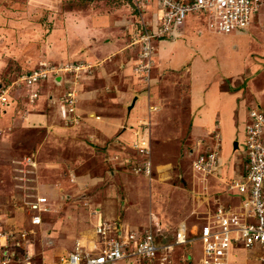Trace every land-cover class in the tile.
<instances>
[{"label": "rangeland", "instance_id": "374dc122", "mask_svg": "<svg viewBox=\"0 0 264 264\" xmlns=\"http://www.w3.org/2000/svg\"><path fill=\"white\" fill-rule=\"evenodd\" d=\"M155 3L156 0H0V233L13 229L28 232L25 243L31 253H26L32 255L28 258V262L32 264L39 262L62 264L66 256L75 250L80 239L71 235L70 227L54 229L50 223L55 220L53 218L47 220L52 212L63 209V205L56 202L59 201L58 195L55 194L51 198L47 193L49 187L60 183L67 188L66 191L71 188L72 193H77L78 180L86 177V182H90V178L94 181L96 174L101 171L100 154L103 153L102 145L105 139L102 140V145L99 144L97 134L100 130L96 128L98 123L92 124L91 127L95 130L90 131L87 129V122L82 124L80 121L84 119L78 111L82 93L91 92L87 99L84 98L80 102L81 112L92 110L99 116L108 115L123 119L128 115L127 92L135 90L140 94L159 84L170 89V84L180 83L179 80H175L177 77H174L172 72L159 70L156 66V56L162 43L173 41L178 36L174 39L159 36L160 22L154 27L155 23L151 21V17H144L149 29L156 32L154 33L156 38L152 42L155 53L151 69L147 71L144 68L145 60L139 58V51L132 44L127 48L128 51L125 50L127 43L123 47V51L128 52L127 55L115 48L107 56H103V51L101 52L102 41H98V37L100 39L106 37L110 28L117 31L119 38L128 35L131 43L129 34L138 30L142 21L139 9L145 4L155 6ZM100 14L115 16L116 21L113 27H104L106 33L98 34L95 29L88 26L91 23L88 21L96 19ZM81 17L84 19V26L90 30L85 28L84 32L79 31L83 25ZM257 18L258 16L255 21ZM122 24H127L128 27H123ZM43 65H46L44 70L48 69L51 72L50 80L41 88L40 97L43 98V103L39 102L40 99L30 102L25 87L17 83L12 84L23 75L29 74L31 70L42 68ZM55 75L60 77L59 81L53 80ZM180 85L183 89L186 88L183 83ZM59 88H62L61 94L58 93ZM71 89H75L78 95L76 112L71 118H77L78 122L66 126L59 120L55 109L60 98ZM166 92L162 90L161 94L167 96ZM6 103L12 104L8 111L4 105ZM36 117L41 120H34ZM125 124L121 126L120 132L125 130V127L130 129V126ZM185 126L188 129V123ZM186 136L187 138L191 136L189 131ZM118 137L110 139L108 147L110 144L117 145ZM225 139L227 140V135ZM197 140L192 144L195 150L200 149L196 154L208 153L206 149L212 143L216 147L218 142L215 133ZM198 142H202L203 147L199 146ZM239 142V147L245 149L243 138ZM233 146L229 156L233 159L236 169L239 163H242L243 157L238 151L233 150ZM188 150L178 164L181 169L180 178L183 180L182 174L187 171L184 166H188L189 160L191 163L196 157L193 156L192 160V154ZM188 156L189 160L186 159ZM25 157H31L33 164H29L30 161L25 160ZM223 164L226 165L224 162ZM89 187L87 190L89 194L98 188L94 183ZM202 192L203 189L199 193L200 196ZM43 194L49 197L52 204L51 211L44 218L45 224L26 227L31 219L24 203ZM87 204L85 202L84 206H88ZM92 218L94 219L92 227L95 230V214ZM1 236L0 234V238ZM166 237L167 241L174 242L167 234ZM82 244L86 246L89 243ZM1 246L3 243L0 242ZM183 248L177 245L172 251V257L176 256L175 260L179 261V264H198L201 258V243L198 242L191 249L193 258L189 256L186 259L187 248H184V251ZM258 255V250L236 247L231 253L230 261L231 264H264Z\"/></svg>", "mask_w": 264, "mask_h": 264}, {"label": "crops", "instance_id": "0c3cea01", "mask_svg": "<svg viewBox=\"0 0 264 264\" xmlns=\"http://www.w3.org/2000/svg\"><path fill=\"white\" fill-rule=\"evenodd\" d=\"M155 10V6H150L144 17L150 18ZM82 18L80 21L83 20V25L79 31L82 32L85 28L90 30L91 27L98 34L106 33L104 27H113L116 21L115 16L100 14L96 19L88 21L91 22L89 27H85ZM204 21L203 18L196 16L187 17L184 25L177 30L178 37L173 41L163 42L156 56L157 69L172 72V75L177 77L176 81L179 80L186 85L185 89L180 87V83L178 85L172 83L170 89L159 84L140 94L135 90L127 92L128 115L123 118L124 120L115 116L102 114L99 116L92 110L81 112L80 102L84 98L87 99L91 92L82 93L78 111L84 119L80 121L82 124L87 122V129L90 131L95 130L91 125L98 123L96 128L100 130L97 134L99 144L102 145L101 142L105 139L102 145L103 153L100 154L101 171L96 174L94 181L90 178V182H86V177H80L79 183L77 182L79 186L77 193H72L71 188L66 191L67 188L60 183L52 184V188L49 187L47 193L51 198L55 194L58 195L59 201L56 202L63 205L61 211L52 212L47 218V220L50 218L55 220L50 223L53 224L54 229L70 227L72 236L89 243L85 247L97 246L100 238L92 227L94 223L92 215L96 210L101 211L107 221H119L125 227L138 231L139 234L149 228L154 232L170 229L166 234L171 236L172 233L175 235L177 229L184 224L187 236L196 238L199 229L205 223V214L219 202L239 203V199L233 198L228 193L227 185L236 171L241 168L242 163H239L235 169V163L233 164V159L229 155L233 145L235 152L242 153L239 141L241 138L244 140V127L252 105H259L264 110V11L249 30L243 32L216 33L209 31ZM127 24L129 26L128 22ZM127 24L122 25L128 27ZM116 33L115 29L110 28L106 37L101 39L98 37V41H102L100 45L103 56L110 55L113 48L122 52L125 43H127L125 50L130 47L128 35L119 38ZM123 53L127 55L128 52L123 51ZM130 85L132 86L131 83ZM162 90L168 92H166L167 96L161 94ZM62 92V88H59L58 93ZM42 99L39 100L40 103H43ZM4 105L7 111L12 107L11 103ZM55 111L62 122L58 108ZM37 118L34 120H41ZM125 123L130 129L125 127V130L122 129L123 131L120 132L121 126ZM142 123H148L151 130L150 139L153 149L151 181L143 176L127 173L121 163L125 155L134 152V148L129 144L134 137L136 127ZM186 123L189 125L188 129ZM63 124L68 126L70 123ZM188 131L191 135L189 138L186 136ZM214 133L219 135L217 142L219 156L221 162L226 165L221 170L220 178H209L208 197H196L192 191L200 193L203 186L199 182L196 183L193 178L190 156L186 158L189 160V165L183 164L187 169L184 175L182 174L184 180L180 178L181 169L178 164L181 157L187 153V149L192 154L193 160L195 156L193 151L196 150L192 144L195 140L201 137L205 139L206 136ZM116 136H119V141H125L124 148L114 144L108 147L110 139ZM235 142L238 143V148L235 147ZM201 146L203 147L202 142ZM214 149L212 143L206 151ZM114 154L120 155L118 161L111 160ZM93 183L97 184L98 188L89 194L87 190ZM85 202L88 206H84ZM46 214L42 217L41 225L45 224ZM200 215L202 216L199 217ZM28 225H31L30 220L26 227ZM195 243L197 244L198 241ZM181 246L187 248L185 258H189L187 254L190 247ZM175 258L176 256L173 257V264H179Z\"/></svg>", "mask_w": 264, "mask_h": 264}, {"label": "built area", "instance_id": "2783aa9c", "mask_svg": "<svg viewBox=\"0 0 264 264\" xmlns=\"http://www.w3.org/2000/svg\"><path fill=\"white\" fill-rule=\"evenodd\" d=\"M156 10L152 13L151 21L154 27L160 22L159 36L174 39L187 17L196 16L204 19L209 31L222 34L243 32L249 30L255 19L264 11V0H156ZM150 6L139 9L142 21L138 30L131 32V43L137 47L139 58L145 60L144 68L151 69L155 49L153 39L156 38L144 15ZM42 68L31 70L20 80L13 82L24 86L29 101L41 99V88L50 80L51 72ZM64 70V69H62ZM53 77L58 81V77ZM66 76V75H65ZM63 77V75H62ZM58 83V82H57ZM78 95L75 89L67 91L60 98L57 108L65 123H76L77 118L71 115L76 112ZM79 116V115H78ZM144 126L145 128H140ZM151 130L148 123L139 124L129 145L134 153H128L121 159L123 169L136 176L153 179V163L151 148ZM219 138L218 134H215ZM244 145L242 150V165L233 179L228 183V193L235 202H219L204 216V225L196 238L187 236L184 224L177 229L174 242L167 241L166 234L154 232L151 228L143 234L129 229L119 221L109 222L103 218L101 211H94L96 222L95 233L100 243L93 248H87L80 241L75 250L66 256L62 264H118L121 260L138 259L146 264H173V249L177 245H186L189 248L187 256L193 258L191 249L195 242L202 245L201 258L198 264H230L233 249L242 247L246 250H258L260 261L264 262V110L253 104L249 110L248 120L244 127ZM124 148V140L119 141ZM199 146L201 142L197 143ZM195 153L191 170L194 180L203 186L201 196L208 197V180L210 177L220 178L224 164L219 156V144L214 151ZM120 155L114 154L112 161H118ZM31 157H25L30 161ZM195 196H200L195 190ZM32 195V194H31ZM30 217V224L39 226L43 222V215L51 211V202L47 196H37L28 199L25 203ZM15 235H14V233ZM0 264H32L28 262L31 250L25 243L28 232L13 229L0 233ZM160 236L161 241L157 238ZM167 239V240H166ZM3 241V242H2ZM96 250L98 252H94ZM36 264H44L39 262Z\"/></svg>", "mask_w": 264, "mask_h": 264}, {"label": "clouds", "instance_id": "9594fccd", "mask_svg": "<svg viewBox=\"0 0 264 264\" xmlns=\"http://www.w3.org/2000/svg\"><path fill=\"white\" fill-rule=\"evenodd\" d=\"M150 90V89H149ZM148 89H147V91H149ZM138 127V126H137ZM136 127V128H137ZM132 129V128H131ZM131 142V141H130ZM151 148H152V145H151ZM135 152V151H134ZM133 152V153H134ZM153 163V162H152ZM128 173V172H127ZM131 174V173H130ZM133 175V174H132ZM49 213V212H48ZM96 220V219H95ZM150 229V228H149ZM95 231V230H94ZM169 230H165L164 232H165V234L168 232ZM158 233H161V232H158ZM143 234V233H142ZM174 236H176V232H175V235H174V233H172V235L171 236H168L169 238H173ZM157 240L158 241H161V239H160V236H158V238H157ZM78 241H80V240H78ZM77 241V242H78ZM81 242V241H80ZM82 243V242H81ZM88 248V247H87ZM91 248H93L94 249V246L93 247H91ZM94 252H97L96 250H93ZM123 262H125L126 264H134L135 262H141V263H144L143 261H140V260H138V259H133V260H131L130 262L128 261V260H121V261H119V263L118 264H121V263H123Z\"/></svg>", "mask_w": 264, "mask_h": 264}, {"label": "water", "instance_id": "95a60500", "mask_svg": "<svg viewBox=\"0 0 264 264\" xmlns=\"http://www.w3.org/2000/svg\"><path fill=\"white\" fill-rule=\"evenodd\" d=\"M59 78V77H58ZM60 80V78L58 79V81ZM235 147L238 148V143L235 142Z\"/></svg>", "mask_w": 264, "mask_h": 264}]
</instances>
